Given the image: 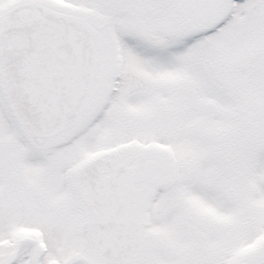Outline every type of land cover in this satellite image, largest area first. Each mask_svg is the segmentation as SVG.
I'll return each instance as SVG.
<instances>
[{
  "label": "snow or ice",
  "instance_id": "6c2138e0",
  "mask_svg": "<svg viewBox=\"0 0 264 264\" xmlns=\"http://www.w3.org/2000/svg\"><path fill=\"white\" fill-rule=\"evenodd\" d=\"M0 264H264V0H0Z\"/></svg>",
  "mask_w": 264,
  "mask_h": 264
}]
</instances>
